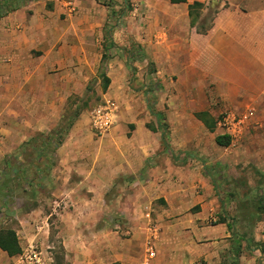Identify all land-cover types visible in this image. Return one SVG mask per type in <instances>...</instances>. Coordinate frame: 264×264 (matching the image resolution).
Here are the masks:
<instances>
[{
	"label": "rangeland",
	"instance_id": "rangeland-1",
	"mask_svg": "<svg viewBox=\"0 0 264 264\" xmlns=\"http://www.w3.org/2000/svg\"><path fill=\"white\" fill-rule=\"evenodd\" d=\"M40 2L47 11L59 7L55 27L65 31V38L74 28L102 23L98 27L102 39L91 40L92 50L87 52L91 53L90 63L97 57L102 59L94 67L82 66L79 61L66 67L51 66L43 69L42 82L26 84L33 108L38 110L42 105L50 114L24 117H33L38 126L49 125L48 130L26 131L11 119L10 96L22 82L16 75L9 82L0 68V230L15 232L22 248V255L14 258L0 251V264H29L26 258L33 253L41 254L44 264H140L145 260L148 228L154 220L149 205L155 196L140 197L144 201L141 211L137 210L136 177L115 182L105 194L88 189L75 192L67 186L66 177L79 173L63 163L60 148L53 152L56 138L50 134L68 121L73 126L81 124L85 132L90 130L88 145L93 146V139H104V135L95 134L91 120L93 112L108 101L117 106L114 127L118 120L129 125L131 120L151 117L161 148L152 153L147 170L164 169L169 161L183 167L191 154L185 148L198 138L206 143L211 140L191 115L200 112L199 116L207 119L203 111L210 112L220 132H230L232 143L244 146L241 156L246 158H240V164L239 159L234 163L231 158L229 165L211 164L204 169L202 159L194 153L195 167L213 176L214 197L233 230L231 239L213 248L221 253V264H239L238 252L262 251L264 246L258 245L264 235V173L249 160L264 157V0H204V9L195 14L196 28L191 27L190 19L189 24L177 22L186 12L168 0ZM255 21L257 34L250 35L247 29ZM117 32L123 38L120 47L113 41ZM250 45L256 46V61L249 56ZM65 47L67 60L80 55L69 48V41ZM148 49L155 54L156 70L147 62L141 63ZM111 71L119 73L118 82L105 89L103 75ZM58 87L64 92L65 106L57 115L50 107L56 100L42 98L55 94ZM151 111L159 114L160 122ZM72 127L64 132V142ZM125 135L130 137L131 133L121 132L115 138L121 150L131 148ZM115 144L102 142L91 147L89 162L105 171L110 160L108 146L112 149ZM207 149L215 159L233 156L230 150L218 151L209 145ZM150 178L156 180L157 176L143 174L140 179L146 186ZM224 220L215 219L211 224ZM234 240L240 242L235 244ZM151 264H159L157 257ZM196 264L208 263L201 260Z\"/></svg>",
	"mask_w": 264,
	"mask_h": 264
},
{
	"label": "crops",
	"instance_id": "crops-1",
	"mask_svg": "<svg viewBox=\"0 0 264 264\" xmlns=\"http://www.w3.org/2000/svg\"><path fill=\"white\" fill-rule=\"evenodd\" d=\"M168 1L171 6L176 8L182 7L186 12V14L177 18V22H187L189 24L190 19L191 27L196 28L197 23L195 24L196 26L192 25V18L189 12H187V7L195 2L202 3L204 0H187L186 4L180 5H173L171 4V0ZM239 1L244 2V0ZM251 2L252 0H250ZM59 13V7L57 6L47 11L40 1H34L27 3L24 7L12 12L0 21V68L3 73H7L5 78L9 82L14 80L15 75L18 82H22L20 88L14 90L15 92L16 90L20 91L10 96L11 99L13 98V101L10 103L8 113L11 115V119L19 122L21 124L19 127H24L26 131L48 130L50 128L47 124L44 126L35 125L34 118H29L37 113L40 115H49L50 113L48 110L43 111L42 105H40L38 110L33 108L29 99L32 96L28 94V88L26 87L28 82L32 84L38 83L39 79L42 82L41 75L43 69L47 71V68L51 66L58 68L66 67L67 63L76 65V62L79 61L82 66L86 64V66L88 65L87 67H92V65L94 67L102 59L100 56L95 58L94 64V60L90 63L88 54L91 56V53H87L92 50L91 40L94 41L95 38L97 40L102 39L101 28H98L102 27V23L98 27L96 25H82L74 28L68 38H65V31L55 27L57 23L56 16ZM247 31L250 35L257 34L256 21L253 26L250 25ZM117 36H119L118 39L116 38ZM122 40V35L118 32L115 38L113 37V41L119 47V42ZM68 41L71 45L69 48L79 52L80 55H77L76 58L70 57L67 60L63 54L66 50L65 43ZM140 48L144 50L142 44H140ZM248 48L250 58L256 61L258 59L256 46L250 45ZM244 49L247 50V46ZM150 51L152 50H145L144 59L141 63L147 62L156 70L158 69V62L155 54L153 56ZM22 54H25V56L21 57ZM114 73V71H111L108 76L106 75L111 81L109 84L110 88L118 82L119 73ZM63 77L64 75L62 74ZM11 78L12 81L10 80ZM240 81L242 82V80ZM62 83L64 84L63 79ZM42 99L56 100L50 106L53 110L52 114H60V109L63 111L65 95L63 91H60L59 87L55 94L54 92H52V96L45 94V97ZM199 113H192L191 118L204 128L211 140L206 143L198 138L193 145L185 148V151L191 154H188L190 160L185 161L183 167H175L169 161V166L164 169L159 166L155 167V169H146L149 158L161 148L160 138L155 137L157 129L150 124L151 117H147L144 120H131L129 124L131 126L122 123V120H118L115 127L113 126L104 135V139H99V141L93 139V146L86 143V141L92 140L90 130L86 129L85 132L81 128V124H76L69 130L68 138L58 151L59 156L63 158V163L73 166L79 173L67 174L66 177L67 186L74 189L75 192H87L85 190L88 189L95 193L105 194L113 188L115 182H125L127 178L136 177L137 179L133 183V186H139L137 189V197H139L137 200L139 202L137 210L141 211V201H144L140 197H146L147 194L155 196L149 205L152 213H154L153 226L148 228V230L150 232L149 244L154 247L159 264H196L201 262V260L208 264H221L220 259L222 255L219 251H215L213 247L226 243L232 238V227L228 221L224 220L226 214L222 212L218 200L214 197L216 188L212 180L213 176L204 174L203 171L201 172V170L195 167L197 160L194 158V153L198 154V157L203 160H201L202 168L205 169L206 167L208 169L211 164L229 165L231 158H233L234 163L236 159H239L238 164L242 163L240 158L246 160L244 156H241L244 146L241 143H232V134L230 132H228V136L225 135L224 131L221 133L219 128H217L218 124L215 118L210 112L203 111V113L209 116L211 122L209 124H214L212 130L209 125H205L197 117ZM25 115L29 117L25 118ZM156 120L160 122L157 118ZM130 127L131 131L129 130ZM121 132L131 133L130 137L125 135L129 146H131L130 149L121 150L118 146L119 139L115 141V138H119ZM152 135L153 137H151ZM218 137L230 138V145L227 147L219 145L217 143ZM84 138H88V140ZM102 142L104 144L112 143V146L116 142L115 148L110 149V146H108L109 148L107 147L109 149L107 152H109L110 160L106 163L105 171L101 168V165L98 164L99 166L97 167L89 162L92 159L93 153L91 147L96 148ZM208 145L218 151L230 150L233 156L215 159L213 154L207 149ZM71 150L74 153H71ZM263 158L261 156V159H250L249 164H255L256 169L264 173ZM157 172L158 174H156ZM143 174H148L149 177L157 176V178L156 180L150 178L148 180L149 184L145 186V183H142L140 179ZM70 181H72V185H70ZM126 190L129 191V188ZM155 201L157 202L156 204H154ZM220 218H223L224 221L211 224L212 221ZM179 226L184 231L180 232ZM186 233H189V235H186ZM262 239V244L258 245L259 248L264 246V235ZM237 241L234 240L235 244ZM255 241H258V239L255 238ZM176 243H178V247L175 248ZM233 254L235 256V253ZM238 254L237 259L239 264H258V261L264 264V249L262 251L259 249L250 254L247 252H238Z\"/></svg>",
	"mask_w": 264,
	"mask_h": 264
},
{
	"label": "trees",
	"instance_id": "trees-1",
	"mask_svg": "<svg viewBox=\"0 0 264 264\" xmlns=\"http://www.w3.org/2000/svg\"><path fill=\"white\" fill-rule=\"evenodd\" d=\"M34 1H41V0H0V21L7 15L11 14L12 12H15L19 10L20 8L24 7L29 2ZM187 0H171V4L173 5H180V4H186ZM204 9V5L201 3L195 2L192 5L188 6V12L190 17L192 18V25L194 26L197 20V17L195 18V14L198 16V12L200 10ZM103 81L105 82V89L110 84V80L107 78V76L103 75ZM153 116L159 119V115L156 112L151 111ZM206 114V113H205ZM79 114H75L73 117H77ZM199 119L205 123V125H209L210 129H213V125H210V119L209 116L206 114L207 119H202L199 115H197ZM74 119V118H73ZM73 126V122L68 121L67 124L59 126L56 131H54L52 134H50V138H56V144L55 148H53V152H56L58 148H60L63 143V135L64 132ZM217 143L221 146H229L230 145V138L228 137H218ZM0 250L8 255L10 258H14L17 256L22 255V248L20 246L19 240L13 231H5L0 230Z\"/></svg>",
	"mask_w": 264,
	"mask_h": 264
},
{
	"label": "built area",
	"instance_id": "built-area-1",
	"mask_svg": "<svg viewBox=\"0 0 264 264\" xmlns=\"http://www.w3.org/2000/svg\"><path fill=\"white\" fill-rule=\"evenodd\" d=\"M116 111V104L112 101H108L105 105L100 106L93 112L91 127L96 135L103 136L111 130L114 126ZM154 258H156L154 247L148 244L146 249V258L140 264H151ZM26 259L29 264H44L41 254L38 253H33Z\"/></svg>",
	"mask_w": 264,
	"mask_h": 264
}]
</instances>
